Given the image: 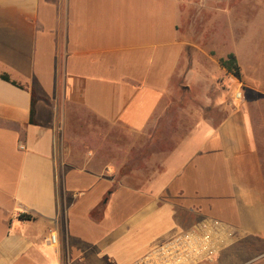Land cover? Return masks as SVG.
Segmentation results:
<instances>
[{"label":"crops","instance_id":"0c3cea01","mask_svg":"<svg viewBox=\"0 0 264 264\" xmlns=\"http://www.w3.org/2000/svg\"><path fill=\"white\" fill-rule=\"evenodd\" d=\"M246 3L241 2L237 59L248 99L232 108L226 90L201 79L205 100L217 93L228 113L219 122L203 116L184 128L183 120L166 116L173 79H207L214 76L210 67L227 73L219 60L231 53L217 61L214 39L205 47L209 33L170 42L162 28L135 32L130 47L109 39L104 44L118 47L99 51V4L0 0V264H130L204 218L233 228L216 264H264V54L258 39L249 38L253 25L244 19ZM181 33L183 26L175 25L176 36ZM249 41L256 43L251 51ZM127 49L135 56L107 63L105 55ZM151 77L160 79H146ZM82 111L111 128H125L145 145L160 142V157L143 187L118 180L119 165H110L112 176L104 178L105 170L94 167L99 150L89 148L95 145L88 135L76 153L71 122L96 129L82 120ZM87 195L81 203L79 197ZM121 197L138 206L100 232L106 225L89 215L104 200L108 208Z\"/></svg>","mask_w":264,"mask_h":264},{"label":"rangeland","instance_id":"374dc122","mask_svg":"<svg viewBox=\"0 0 264 264\" xmlns=\"http://www.w3.org/2000/svg\"><path fill=\"white\" fill-rule=\"evenodd\" d=\"M83 1L87 6L95 3L99 4V51L102 49L118 47L104 44L109 39H119L125 44L123 46L130 47L131 44L129 41L134 39L136 36L135 32L140 36L142 35L140 33L142 31H159L160 28H162V35L166 36L168 41L175 42L181 41L183 38L188 39L195 36L198 39H201V31H206L213 38L207 36L209 37V41L205 40V42L209 44H205V47H212L211 44L214 39L213 45L216 48L213 55L217 61L219 55L224 57L228 53H233L236 54V57H240V34L242 30L240 24L241 2L244 1L245 3L247 2V6H245L244 9V19L246 18L253 25L251 30L252 36L249 38H253V40L258 39V46L262 49V54L260 55L264 54V0H186L184 5L181 3L172 4L170 3L171 1H168L167 4L164 2H151L150 0ZM137 5L153 6L157 7L158 10L162 7L163 10L160 8L159 12L157 11V14H155V12L152 14L149 12L137 13L130 8ZM115 6L124 9L117 10L115 9ZM112 7L114 8L111 9ZM165 7L167 8L166 12L164 11ZM149 10L150 9H148V11ZM257 11H259L258 16ZM112 22L119 23L120 27H115V25L112 26ZM256 23L259 24L258 31L255 27ZM204 24H209L207 25L209 26L208 30L204 28L206 27ZM175 25H182L183 33L176 36ZM249 43L251 45L249 44L248 48L249 51H251V47H254L256 43L255 41H249ZM135 54V51L127 49L126 51L109 53L105 56L107 63L110 64L117 62L120 56L130 58L135 56ZM261 58L262 56H260V59ZM218 70V67H216V71L214 72L213 67H210V72H213L214 76H210L207 79L203 77L174 78L173 87H171V89H173V98L171 102H169V109L166 114L167 118H177L179 122L183 120V126L184 128H187L203 116L219 122L225 115H227L228 111L219 106L217 93H214L213 91L210 92L208 96L211 100L209 102L205 100V86H202L200 83L201 79L207 80V84L210 85V87L213 86L218 90H226L232 108H237L239 105L241 106L243 102L247 101L248 97L244 92L245 88L244 84L241 83V80ZM146 79L157 81V79L160 78L151 77ZM186 85H188L189 89L182 90L181 88H184ZM238 90L243 92V100L241 101L235 99V93ZM248 96L251 98L252 94H248ZM252 112L255 114V109H253ZM79 115H81L82 120L86 122L88 121V124H95L96 126L94 125V127H96V129L93 127L91 129L90 126H87V128L85 125H80L76 119L71 122L70 131L77 139V143L75 145L72 144L76 153L82 152L81 147L79 146V143L82 141L80 138L82 135H88L92 138L93 145H95L89 146V148L91 150H99V155L93 159L94 167H99L100 171H102V169L105 170L103 173L104 178L112 176V173L109 171L110 165H119L122 167L119 172L118 180L125 179L130 185L140 188L143 187L145 177L147 176L149 178L151 176V170L156 166L153 162L160 157V149L157 147L160 142L157 144L154 143L151 147L150 144L145 145L143 139H136L135 136L131 135L123 127L111 128L84 111ZM79 117L80 116L77 118L79 119ZM175 126L176 125L173 127ZM76 159L78 160V157ZM105 190L106 187L104 190L100 189V191ZM88 197L89 195L86 197H79L81 198V203L86 204L88 202ZM104 202H106V209L101 215L99 224L102 223L106 226H100V232H104L107 229V226H115V223L121 221L131 213L136 206H138V204L134 205L132 200L130 203H127V198L124 197L117 199L115 203L112 202L108 208L107 201L104 200ZM137 202L138 201H136V203ZM102 203H100L99 206H101ZM84 207L86 206L82 205V209ZM215 216L216 215L213 217ZM89 217L91 218V214ZM88 222L89 225L92 223L90 220ZM216 262L217 260L211 263L202 264H216Z\"/></svg>","mask_w":264,"mask_h":264},{"label":"built area","instance_id":"2783aa9c","mask_svg":"<svg viewBox=\"0 0 264 264\" xmlns=\"http://www.w3.org/2000/svg\"><path fill=\"white\" fill-rule=\"evenodd\" d=\"M235 99L243 100L238 90ZM230 224L204 218L187 230L164 241L130 264H202L216 261L233 236ZM56 241V236H52Z\"/></svg>","mask_w":264,"mask_h":264},{"label":"trees","instance_id":"16d2710c","mask_svg":"<svg viewBox=\"0 0 264 264\" xmlns=\"http://www.w3.org/2000/svg\"><path fill=\"white\" fill-rule=\"evenodd\" d=\"M219 64L223 69H225V71L228 74L234 76L235 78H237L239 80H242L240 64H239V61H238L235 54L231 53L226 58L220 59ZM1 78L7 82H11L12 84H14L18 87H23L21 84L15 82V81H12L11 78L6 74L1 75ZM34 114H35V112H34V98H33L32 112H31V123H35ZM105 209H106V202H103L101 204V206L95 208L91 212V218L94 221L99 222L101 219V215L103 214ZM19 219H21V220H33V217L30 215H20Z\"/></svg>","mask_w":264,"mask_h":264}]
</instances>
